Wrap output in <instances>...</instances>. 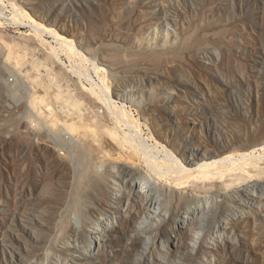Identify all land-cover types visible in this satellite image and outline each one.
<instances>
[{
	"label": "rangeland",
	"instance_id": "1",
	"mask_svg": "<svg viewBox=\"0 0 264 264\" xmlns=\"http://www.w3.org/2000/svg\"><path fill=\"white\" fill-rule=\"evenodd\" d=\"M0 1V39L12 44L8 50L14 58L10 64L4 63L9 51L3 52L2 48L8 46L2 43L0 264H264V186L248 188L234 197L224 195L226 186L221 181L190 188L192 193L201 195L215 196L221 191L223 195L216 199L227 197L225 211L214 208L215 223L224 221L226 229L216 240L203 234L200 238L195 236L194 232L204 228L192 224L182 229L186 233L181 245L169 243L165 236L154 241V235L146 232L136 238L131 236L136 233L131 232V219L125 220L123 226L117 224L121 215L116 212L117 206H124L127 201L115 198L116 193L121 196L123 192L119 179L111 175L106 183L104 179L96 180L101 194L94 197L92 209L74 205L71 186L75 171L81 166L75 156L77 139L71 138L70 131H57L47 123L34 127L36 130L25 129V119L29 120V113L34 110L27 104V89L34 84L30 78H37L32 89L43 95L44 85L52 81L54 84L55 76L63 73V77H58L59 84L64 81L62 85L56 83L59 87L70 84L63 90L51 85L53 96L61 91L65 95L80 91L83 95L77 97L85 101L87 92L78 87L84 84L82 89L88 86L99 90L104 82L117 104L131 111L137 136L150 149L158 145L159 150L152 147V151L159 157L165 156L166 146L189 157L190 146L205 155L210 150L239 146L264 136V0ZM20 6L25 9L23 14ZM31 17L69 37L90 60L70 56L69 47L64 44L61 51L60 40L37 28ZM30 33L41 34L48 44L60 50L61 62L55 59L56 65L50 60L47 44L37 48L45 52L47 49L48 57L45 52L43 55L42 51H34L35 46L26 42ZM25 43L30 46H23ZM21 59L24 64L19 65ZM80 61H85L86 68ZM39 64L36 67L40 71L34 68ZM93 64H104L105 80L92 68ZM46 65L51 68L50 73L58 76L53 73L55 76L47 79ZM66 67L84 70L81 74L85 77L76 76L71 68L73 76ZM86 69L89 73L85 74ZM37 76L43 79L40 83ZM80 77L82 86H77ZM67 99L62 98L57 108L53 107L59 109L54 114L62 119L61 103ZM53 103L55 106L57 101L53 99ZM88 105L89 101L85 102V113ZM158 151L162 153L159 155ZM68 160L75 166L68 167ZM112 200L114 208L106 205ZM150 216L143 210L134 225L138 224L139 230L149 229L155 222ZM95 237H100V241L96 243ZM163 244H168L170 251L165 253Z\"/></svg>",
	"mask_w": 264,
	"mask_h": 264
},
{
	"label": "bare ground",
	"instance_id": "2",
	"mask_svg": "<svg viewBox=\"0 0 264 264\" xmlns=\"http://www.w3.org/2000/svg\"><path fill=\"white\" fill-rule=\"evenodd\" d=\"M14 9L16 10L17 13H20L18 12L16 8ZM19 10H21L22 14L25 12V9L22 8L21 6ZM31 21H33V23L35 24L37 28L43 29L44 30L43 32L46 31L56 36L57 39L60 40L61 45L64 44L65 46L69 47L68 49H69L70 56L73 55L72 57H78L79 55V58L81 59L84 57L86 61L90 60L89 58H86L87 56H85V54L83 53L82 54L84 56H81L82 54L79 52L80 50H78V48L77 49L75 48V44L73 40H71L69 37H67L64 34H60L58 30L52 27V25L49 26V23L48 24L42 23L36 20L35 18H32ZM30 36L31 37L29 38V40L27 41L25 39L24 40L27 43L29 44L31 43L35 46V47L33 46L34 51L38 50L40 48L39 46L43 48L44 44L45 46L47 44L48 46L46 47H48L49 51L51 50L50 56L48 55L49 53L47 52L48 50L46 49V47L45 49L48 54L45 51H42L43 49L38 50V51L39 52L42 51L43 55L45 52V55L47 54V57L49 56L50 60L54 63H55V59H56V62L58 58L60 59V53H59L60 50L58 51L56 50V47H52L50 43L48 44L47 42L49 41L44 40L41 34L36 33L35 35L31 34ZM2 43H4V41L0 39V44H1L0 47H3L4 45L8 46L6 48L4 47L2 48L4 49L3 52H6L5 49H7V51L9 50L11 51V49L8 50V48H11L10 45L12 44L7 45L5 44L6 43L5 42L3 45ZM27 43H25L26 45L25 44L24 45L21 44V45L29 47L30 45ZM14 45H15V42L13 43V46ZM51 47L58 52H56L55 50H52ZM61 47H62L61 51L65 49L63 45ZM15 48H16V45H15ZM17 48H18V45H17ZM24 48L23 50H25ZM74 48L76 50H74ZM28 50L24 52H27ZM10 51L6 52L7 56H4L5 53L3 54V56L5 57L3 59L5 64H8V63L10 64L11 62L10 60L14 59L12 58L13 54L12 56H10L12 53V52L10 53ZM63 52L61 53L63 54ZM67 53L65 52V54ZM18 54L16 53V55L19 57L20 54L19 55ZM69 54H67L66 56H68ZM23 57L24 56H22V59ZM20 58L21 57H19L18 59ZM16 59L15 61H17ZM22 59L19 62V65L23 63ZM44 60L46 61V59ZM44 60H42V62H44ZM71 60H73V58H71ZM59 62L61 61L59 60ZM76 62H78L77 59H76ZM81 62L82 61H80L79 63ZM84 62L85 61L81 63L82 68H83V65L85 67ZM63 63L64 61L62 62V64ZM71 63L73 66L74 65L73 62H70V64ZM96 64L95 65L93 64L94 66L92 68L93 69L96 68V72L97 73L99 72V74L102 75L101 78L103 81V79L105 80V76H106V75L103 76L104 71L106 70L105 67L103 68L102 66L104 64L101 65L102 67L97 66ZM40 65L41 64L35 65L34 68H38ZM77 65L79 66V64ZM60 66L59 68H61ZM14 68H16L15 69V72H16L17 67H14ZM71 68H69L70 72L73 73L72 71L73 69L75 70V73L77 74L76 76L78 75L83 76L81 72H83L84 70L81 72H78L80 71V69L76 70L74 69V67L72 69ZM38 69L40 71V68ZM100 70H103V72ZM45 71H47L45 72L48 75L47 79H50L53 76L57 75L55 74V72L50 73L51 68L47 67V65H46ZM85 71H87V69ZM18 72H22V71H18ZM29 72L30 74L32 73L31 71ZM53 73L55 75H53ZM60 73L62 72L60 71ZM75 73H73V76ZM86 73H89V72L87 71L85 72V74ZM24 74H28V72ZM61 75L59 76L57 75V76L60 78ZM64 76H67V74L66 75L64 74ZM22 77L26 78L24 76ZM37 77H38V80L40 79L39 81L40 83L41 80L43 79H41L39 76ZM58 77L55 76V78H57L56 79L57 83L60 81V80L58 81ZM83 77H85V75ZM34 78L35 77H31L30 79H32L35 84L37 82V78L35 79ZM28 81L30 82V80ZM56 82L54 81V84H52L53 81L50 82L49 84L46 83L44 85V87L46 88L44 89L46 90L45 92L46 94H43V95H38V93L36 94V92H34V90L36 89L34 90L32 89L34 87L33 83H32L33 85L32 84L29 85L30 90L28 91L27 89V92H29V99H28V102L27 101L26 102L27 104H29L31 109H34V110L33 112H31L30 109L28 110L30 111L29 114L31 115L28 116L29 120L25 119V121H28V122L26 123V126H25L26 128L25 127L24 128L26 129V131H27V128L29 129L28 131H32L34 127L38 128L37 126L40 127V125L43 123H45L44 125L46 126V123H47V124H51L56 129L62 128L63 130L66 129V131H70L71 133L69 134H71V138L77 139L76 141H77L78 147H76L77 151L75 152V156L77 157V160L81 163V166L78 165L80 166V168L78 167L79 170L76 169L77 168L76 167L75 168L76 175L75 176L72 175L75 178L74 183L72 182L73 184L71 186V188L73 187L72 190H74L73 191L74 192L73 197L75 198L74 205L78 207H82V208L84 207L90 208V205L93 203L94 197L101 194L99 193L100 188L98 187L99 184L98 182H96V180L99 181V180L104 179V183H106L107 180H109L108 177L109 176L111 177V175H113L114 177H116V179H119L121 181L119 182L120 183L119 186H121V189L123 192L121 196H119V194L116 193L115 198L117 199L119 197L118 200L121 199V201H122V198L123 199L126 198L127 201L124 206H121L122 205L121 204L117 206V210L115 209L116 212L121 213V215L117 217L118 218L117 224H122L123 226V223L125 220L131 219V225L133 226L130 228L131 232L132 231L136 232V233H131V236H136V238H138V237L143 236L145 232L148 234L152 233L154 235V241H156L157 239L161 240L162 237L164 238L165 236L167 237L168 239L167 241L169 243L173 242V244L181 245L182 235L186 233L182 229H185L187 225L192 224V226L197 225L200 229L204 228L203 231L201 232H198V231L194 232L195 234L194 233L193 234L195 236L198 235L200 238V236L203 234L204 236L208 235V237L213 236L215 239L216 237L220 236L221 231L225 229L224 228L225 222L223 221V223L222 222L215 223L214 220H215L217 212L214 208H220L221 210H224L225 208H223V206L225 205V201H227L226 200L227 197L216 199V196L220 197L221 195H223L220 193L221 191L216 192L215 196H213L214 193L212 195L211 194L201 195L202 193L201 194L197 192L192 193L190 191V188L199 187L201 184L216 185L218 181H221L226 186V191H224V195L227 193L229 194V196L234 197L236 193L243 192L247 190L248 188H251V187L259 188V187L264 186V136H261L259 138L255 137L251 142L242 144L239 146L235 145L234 147H228V148H224L222 150H217V151L210 150L205 155L200 153L199 150L195 151V148L190 146L189 149L191 151V155H189V157L185 156L181 151L172 152V150H169L168 146L164 145L167 147V148L165 147L164 149L165 156L159 157L155 155L152 151L153 149L155 150V147L156 146L158 147V145H156L155 147L152 146L153 149L152 147L150 149L149 147L150 145L147 144L146 141H143V138L140 139L137 136L135 132L136 130L134 131L135 129L133 126L134 121L132 118L133 115L132 113H130L131 111L129 112L127 111V109H125V106L123 107V105L121 106L117 104V102L113 99L114 97H112L111 93L109 92L107 85L104 82H103L104 85L102 84L103 86L100 85L102 88L99 87L100 88L99 90H97L96 88L88 89L87 88L88 86L82 89V87H84L85 85L83 84L82 86L81 77H80V80L76 83H77V86L78 85L82 86L81 88L78 87L79 90L85 91V93L87 92V95H85L84 93L85 98H83V100L85 101H82V99L77 97V95L79 96L83 95L82 94L83 92L81 93L77 89V87H75L76 88L75 91L78 90L79 92L68 91V93L66 92L67 94L65 95L62 91L61 92H58V91L63 90L64 88L62 89V87L66 86L69 82L68 83L66 82V84H64V86L62 87H59V85L61 86L64 81L61 84L58 83L59 85ZM51 85L52 86L55 85V88L57 87V85L59 87V90L57 91L58 93H56L54 96L50 93V90H52L50 89ZM21 86H24V85H21ZM26 86L28 88L27 83H26ZM42 87L43 86H41V88ZM69 89L72 90L71 88ZM84 89H88V90H84ZM54 90L56 89H53V91ZM63 95H65V97L67 96L68 99L65 100L64 102L62 101L61 103V105H63L62 106L63 111L61 113V116L63 115L62 117H64L62 119L59 117V114H54L56 113L55 111L56 110L58 111L59 109H54L53 107L57 108V106L61 102L60 100H62V98L65 99ZM86 96H88L89 98L88 99L89 105L86 106V113H85L84 111L85 102H88L86 101ZM53 99L57 101L55 106H53L54 103L52 104ZM40 107L42 109L44 107L45 109L42 110ZM22 108L23 107H21V109ZM44 110H47V111L44 113L43 112ZM161 110L164 112L163 107H161ZM34 112L35 114L38 113L37 117L36 116L32 117V115H35V114H32ZM30 117L32 118L30 119ZM23 119L22 121H20V123L23 122ZM69 121H72V122H69ZM36 128L34 129L36 130ZM54 128H51L50 130L52 129L53 131L56 130ZM35 130L33 132H35ZM157 147H156V150L158 149ZM71 148L73 149V147ZM160 151H158L159 155L160 153H162ZM73 157H71V159ZM73 159H76V158H73ZM70 162H73V161H70ZM70 162L68 160V163H69V166L67 163L68 167L71 168L70 164L72 166H75V164L73 165ZM101 190H104V189L101 188ZM114 193L115 192H113L112 196L114 195ZM114 202H115L114 200L108 201L106 205L114 208V204H113ZM92 207L90 209H92ZM143 210L150 212L151 214L150 217H152V219L155 222L152 225V227H150L149 229L139 230L138 227L136 226L138 224L134 225V223H135L136 217L140 218L139 215L141 216V213ZM190 228L193 229V227H190ZM100 237H102V235H100ZM100 237L99 239L95 237L96 243L100 241L101 239ZM210 240H212V238ZM161 248L162 250L165 251V253H167L166 251H170L168 244H163Z\"/></svg>",
	"mask_w": 264,
	"mask_h": 264
}]
</instances>
